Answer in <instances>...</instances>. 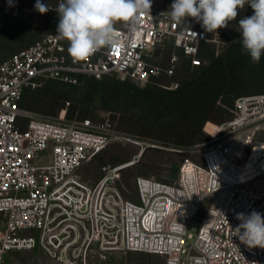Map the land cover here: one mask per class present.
Segmentation results:
<instances>
[{"label":"built area","instance_id":"1","mask_svg":"<svg viewBox=\"0 0 264 264\" xmlns=\"http://www.w3.org/2000/svg\"><path fill=\"white\" fill-rule=\"evenodd\" d=\"M151 3L135 32L115 26L125 42L86 60L74 61L68 42L47 32L0 62V264L9 250L36 246L59 264H96V251L155 254L166 264H264V248L232 236L238 213L264 215V93L238 97L230 119L211 125L206 141L184 147L20 105L26 89L48 80L76 85L81 77L117 76L172 89L157 79L174 76L181 58L200 66L201 47L218 46L222 33L209 34L191 17L173 22L168 0ZM3 7L20 14L17 5ZM113 143L137 148L132 164L148 149L186 157L174 183L137 176L129 199L121 181L128 163L104 165L93 184L78 172Z\"/></svg>","mask_w":264,"mask_h":264},{"label":"rangeland","instance_id":"2","mask_svg":"<svg viewBox=\"0 0 264 264\" xmlns=\"http://www.w3.org/2000/svg\"><path fill=\"white\" fill-rule=\"evenodd\" d=\"M24 1L0 0V62L20 47L25 27L42 28L34 24L33 19L43 14L31 10L27 2L25 7H19ZM7 3L19 7L18 17L5 14L3 5ZM252 14L251 7L245 5L238 11L236 21L230 22L227 28L218 29L222 33L221 43L204 48L200 67L192 69L189 61L181 58L174 76L157 79V83L172 85V89L157 84L139 87L117 76L102 80L81 77L76 85L48 80L26 89L20 105L38 116L81 117L107 122L119 130L155 139L163 145L201 143L209 138L211 125L232 117L238 97L264 93V54L258 64L252 63L250 57L242 54L239 40L238 22ZM42 33L47 32L42 30ZM136 153L137 148L131 144L113 143L78 172L85 182L93 184L104 165L128 163ZM185 157L170 149L156 148L146 150L134 164H126L121 181L129 192L127 198L136 197L137 176L174 183ZM90 258L96 264H166L162 256L143 252L96 251ZM5 263L59 264L40 246L9 250Z\"/></svg>","mask_w":264,"mask_h":264},{"label":"clouds","instance_id":"3","mask_svg":"<svg viewBox=\"0 0 264 264\" xmlns=\"http://www.w3.org/2000/svg\"><path fill=\"white\" fill-rule=\"evenodd\" d=\"M248 5L253 10L238 22L242 54L258 64L264 54V0H173L170 18L173 22L188 17L201 23L208 33H217L236 21L238 11ZM151 0H61L58 13L56 39L68 42L67 52L74 61H83L102 47H116L125 42L115 26L123 24L130 32L138 29L140 16L150 12ZM36 10L45 14L50 10L36 0ZM240 223L232 230L249 248H264V215L252 211L236 215Z\"/></svg>","mask_w":264,"mask_h":264},{"label":"crops","instance_id":"4","mask_svg":"<svg viewBox=\"0 0 264 264\" xmlns=\"http://www.w3.org/2000/svg\"><path fill=\"white\" fill-rule=\"evenodd\" d=\"M26 2L28 3L27 7H31V10L35 8L36 0H25L22 4V6L19 7H25ZM46 4L51 7V10L46 12L42 15L40 18L33 19V23L37 24L39 27H42L41 30L39 29H30V27H25L23 35H21L23 38L20 47H17L15 52H18L27 46L37 42L41 37V31L44 30L49 33H55L56 34V27L58 24V13L56 12V8L58 7L59 0H46ZM31 5V6H29ZM171 0H168V6L170 7ZM168 7V8H169ZM169 10H171L169 8ZM37 11V10H36Z\"/></svg>","mask_w":264,"mask_h":264},{"label":"trees","instance_id":"5","mask_svg":"<svg viewBox=\"0 0 264 264\" xmlns=\"http://www.w3.org/2000/svg\"><path fill=\"white\" fill-rule=\"evenodd\" d=\"M208 45H210V44H205L203 47H201V52H200V55H201V58H202V61H203V50H204V48L206 47V46H208ZM202 65V64H201ZM200 65V66H201ZM190 66V65H189ZM200 66H198V67H200ZM198 67H194V68H198ZM190 68H192L191 66H190ZM194 68H192V69H194ZM130 81V80H129ZM131 82H133V81H131ZM135 85H137V86H139V87H148V86H150L151 84H148V85H146V86H140V85H138V84H136L135 82H133ZM248 95H250V94H248ZM235 103V102H234ZM233 108H234V106H233ZM193 145V144H192ZM185 146V145H184ZM184 146H179V147H184ZM188 146H190V145H188ZM177 153V152H176ZM180 154V153H179ZM183 155V154H182ZM165 260V259H164Z\"/></svg>","mask_w":264,"mask_h":264},{"label":"bare ground","instance_id":"6","mask_svg":"<svg viewBox=\"0 0 264 264\" xmlns=\"http://www.w3.org/2000/svg\"><path fill=\"white\" fill-rule=\"evenodd\" d=\"M131 164V163H130Z\"/></svg>","mask_w":264,"mask_h":264}]
</instances>
